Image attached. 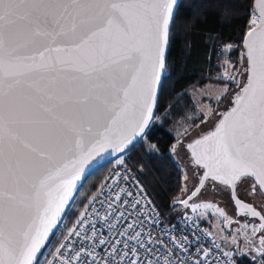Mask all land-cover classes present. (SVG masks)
Here are the masks:
<instances>
[{
  "label": "snow or ice",
  "instance_id": "snow-or-ice-1",
  "mask_svg": "<svg viewBox=\"0 0 264 264\" xmlns=\"http://www.w3.org/2000/svg\"><path fill=\"white\" fill-rule=\"evenodd\" d=\"M185 7L181 0H0V264H236L235 256L264 264V207L258 210L238 192L264 193V0H253L241 44L220 45L217 79L223 83L213 99L227 110L199 105L179 122L168 149L177 161L186 148L192 171L190 177L177 162L183 183L171 207L179 206L195 228L211 216L216 231H200L214 247L200 244L192 259L187 237L171 234L175 225L158 236L145 232V224L162 221L126 154L140 146L145 154L160 155L150 137L174 107L157 114L174 67L168 64L171 44L194 26L178 23ZM233 51H239L235 60ZM210 122L215 126L203 132L201 125ZM109 149L119 154L117 165L124 170L115 180L131 176L138 188L135 197L126 192L129 199L116 193L102 218L110 229L120 228L114 234L123 239L102 232L97 237L95 225L87 234L89 204L77 219L80 230L74 225L68 231L93 243L78 249L61 243L54 260L41 261L84 166ZM224 193L237 216L259 223L229 216L215 199ZM234 223L231 237L223 235ZM165 235L184 255H175L160 238ZM217 235L229 250L215 241ZM241 235L243 246L237 243ZM194 239L199 244L201 237Z\"/></svg>",
  "mask_w": 264,
  "mask_h": 264
},
{
  "label": "trees",
  "instance_id": "trees-1",
  "mask_svg": "<svg viewBox=\"0 0 264 264\" xmlns=\"http://www.w3.org/2000/svg\"><path fill=\"white\" fill-rule=\"evenodd\" d=\"M181 2L186 7L181 10L182 15L178 23L181 21H194V26L190 32H179L168 53V64L174 67L170 69L171 78L167 81L160 97L162 107L157 114H162L164 107L169 104H173L174 107L171 108L169 118L164 122L163 127L154 129V134L150 137V140L157 145L160 155L155 153L145 154L144 149L140 146L126 154V163L132 170L135 179L148 193L167 224L181 216L179 206L173 209L171 205L172 198L180 194L183 183L182 172L177 166V161H174L168 152L170 146L175 142L174 136L168 130L187 109L183 108L186 103L180 104L179 101L184 95H189L191 91L207 81L206 73L209 60L217 59L222 42L241 44V38L246 31L248 12L252 9L253 0H181ZM196 4L210 5V7H193ZM209 37H219V39L212 40ZM187 44L191 45L190 49L186 47ZM238 56L239 51H233L230 54V58L233 60L237 59ZM221 61L222 57L219 58V63ZM213 70L212 68L209 69V71ZM227 106L224 104L223 109ZM141 166H143L142 170ZM104 168L95 171L84 181L65 215L64 224L72 219L78 208L91 193ZM247 190L250 191V187ZM238 192H240L241 199L254 204L258 209L262 207L261 202L256 201L257 197L255 195L246 196L244 191L239 189ZM256 194L259 195L261 200L264 199V195L259 189H257ZM201 198L207 199L208 197L202 196ZM215 199L221 201L220 206L224 207L229 214H235L228 193L217 196ZM252 222L257 224L254 220ZM201 224L206 226L204 221ZM60 235L61 230L59 229L51 237L42 254L44 257L40 259L41 261H45L58 242ZM234 259H236V264H253L248 256H235Z\"/></svg>",
  "mask_w": 264,
  "mask_h": 264
},
{
  "label": "built area",
  "instance_id": "built-area-1",
  "mask_svg": "<svg viewBox=\"0 0 264 264\" xmlns=\"http://www.w3.org/2000/svg\"><path fill=\"white\" fill-rule=\"evenodd\" d=\"M250 11L248 12L247 21L250 18L249 17ZM118 158L119 157L115 158L114 160H112L110 163H108L105 166L101 174V177L99 178L96 186L93 188L91 193L88 195L85 201L78 208V210L76 211L72 219H70L69 222H67L63 227L60 228L61 230L60 238L45 260L55 259V257L52 254L56 252V249L60 246L61 243L71 245L73 248H76V249L82 246L89 247L90 244L93 243V241L84 240L83 235L80 237H77L74 233L70 235L68 231L69 229H73L74 225L76 226V230H80V226L77 224V219L80 217V214L85 211V206L89 204H91V206L87 208V212L90 214L87 216L89 224L84 225V228L88 229L87 234L92 235L90 225H95L97 229V234H96L97 237L102 232L103 235L109 236V239L111 240H115V239L122 240L123 239V237H119L114 234L120 231L121 230L120 228L110 229L109 227H107L106 222L102 219L106 214L108 204L111 202V199H114L116 193H120L121 197L124 199H129V197H127L126 195L127 191H132L133 197H135V194L138 191V188L136 187V185L130 183L132 179L131 176H129L127 180H119V182L115 180L114 178L115 173L124 171L122 168H120L117 165ZM121 189H124L125 191L121 192L120 191ZM114 207L119 208V203L115 204ZM94 209L99 212V217L96 215V212L93 211ZM125 215H127V213ZM160 219L162 221L161 224H157L155 226H149L148 224H145L144 225L145 232L147 233L150 231L154 235L158 236L159 233H161L162 229L169 228L170 226L175 225V229L172 231L171 234L175 235L177 239H179L180 237H187V246L189 247L190 255L192 259H195L197 257L195 249L200 244L204 245V247H214L212 244V239L206 237L200 231V229H208L203 224L200 223L199 228H195L190 222L186 223L182 215L178 216L174 221H172L169 224L165 223L161 215H160ZM122 221H123V218H122ZM122 227H123V223H121V228ZM128 234L131 235L132 232L129 231ZM194 234L195 236L201 237L199 244L194 239ZM65 236H69V239L64 240ZM160 238L164 239L165 244H167L169 248H173L175 255L177 256L184 255L180 252L179 249L174 247L173 242L170 239H168L167 235L160 237ZM93 239L95 240V237ZM106 247H107L106 245L102 246V248L98 249V251H103ZM71 250L72 249H61V252L68 253Z\"/></svg>",
  "mask_w": 264,
  "mask_h": 264
},
{
  "label": "rangeland",
  "instance_id": "rangeland-1",
  "mask_svg": "<svg viewBox=\"0 0 264 264\" xmlns=\"http://www.w3.org/2000/svg\"><path fill=\"white\" fill-rule=\"evenodd\" d=\"M220 49V48H219ZM219 54V53H218ZM219 55L217 56V59L211 61L209 60V66H208V70L206 73V78L207 81H205L204 83H202L201 85H199L196 89H194L193 91H191L189 93V95H184L182 97V99L179 101L180 104L182 103H186V106H184L183 108H187L186 112L184 114H182L177 121L171 126L170 129H172V131H170L172 133L173 136L176 135V130L179 127V122H182V119L185 116H189L192 115L194 112H196L197 107L201 104L203 105H211L213 108H215L216 110H223V106L224 104H220L217 105L213 99V97H215L218 94V90L219 88L222 86V81H219L217 79L218 73L220 71V69L217 67L218 63H219ZM222 62V61H221ZM212 68L213 71H209V69ZM215 78V79H214ZM230 87L232 88V90L236 91V85H230ZM184 110V109H183ZM202 119V117H201ZM196 123H199V120L197 119L195 121ZM214 125V122H210L207 125H201V130L203 132H206L207 130H209L212 126ZM189 141V140H187ZM186 141V142H187ZM177 162L180 163V167H184L186 171H188L189 176L191 177L192 175V171H191V166L189 164V157L187 155V151L186 148L180 149L178 151L177 154ZM105 167V166H104ZM191 187V184L189 185ZM255 197H257L256 201L261 202L262 207H264V199L261 200V198L259 197L258 194L255 195ZM76 198V197H75ZM73 203V202H72ZM255 206V205H254ZM70 209V208H69ZM68 212V211H67ZM228 213V212H227ZM234 213H235V208H234ZM66 215V214H65ZM189 215H192V213L189 210ZM229 216H232L235 220H239L238 217L234 214L231 215L228 213ZM65 218V216H64ZM64 218L61 222V224L58 226V230L63 227L65 224L63 223ZM240 218V223L243 224L245 221V217H239ZM204 222L206 223V226L209 228L210 232H215L216 229L212 227L213 224V218L211 216H209L208 218H206L204 220ZM250 224L253 223L252 220H250L249 222ZM237 227V225L234 223L231 226V229L229 228H225V232L223 233V235L231 237L232 235V229H235ZM57 230V231H58ZM259 235V233L257 234ZM53 236V235H52ZM51 239V238H50ZM215 241L217 243L221 244V248L223 250H229L228 246L225 245V243L220 239V235H217L215 237ZM49 242V241H48ZM48 242L46 243L42 253L44 252ZM237 243L240 246H243L244 243V238L241 235L237 241ZM41 257H39L40 259H42L44 256L40 255ZM250 258V256H248ZM251 259V258H250Z\"/></svg>",
  "mask_w": 264,
  "mask_h": 264
},
{
  "label": "water",
  "instance_id": "water-1",
  "mask_svg": "<svg viewBox=\"0 0 264 264\" xmlns=\"http://www.w3.org/2000/svg\"><path fill=\"white\" fill-rule=\"evenodd\" d=\"M252 4H253V3H252ZM233 92H235V91L233 90ZM221 105H222V104H221ZM226 110H227V108H225V109H223V110H221V111H226ZM221 111H220V110H217V112H221ZM214 126H215V124H214L209 130H207L206 132L210 131ZM188 142H191V141L189 140V141H187L186 143H188ZM186 151H187V155H188V157H189V152H188L187 149H186ZM117 157H119V154H118V153H113L111 149L106 150V151H104V152H100L99 154H94V155H93L92 159H91V160H90V161L84 166L85 171H84L83 175L81 176V179H80L79 181H77V189H76V191H74V193H73V199L70 201L69 206L66 207L65 213H63V214L61 215V220H60L58 226L61 224V222H62V220H63L65 214H66L67 211L69 210V208H70L72 202L74 201L75 197L77 196V194H78V192H79V190H80L82 184L84 183V181H85V180H86V179H87L92 173H94L95 171H97V170L103 168L104 166H106L108 163H110L112 160H114V159L117 158ZM262 194L264 195V193H262ZM231 201H232V200H231ZM248 203H249V202H248ZM232 204H233V202H232ZM233 206H234V204H233ZM234 208H235V206H234ZM258 210H259V209H258ZM235 215H236V208H235ZM236 216H237V215H236ZM237 217H240V216H237ZM241 217H242V216H241ZM245 220H248V221L250 222V220H253V219L250 218V217H245ZM254 221H256L257 224L259 223L258 218H256ZM58 226H57L56 229H54V233L58 230ZM51 237H52V234H50V236H49V240H50ZM49 240H48V241H49ZM48 241H46V243H47ZM45 245H46V244H45ZM43 249H44V248H42V251H43Z\"/></svg>",
  "mask_w": 264,
  "mask_h": 264
},
{
  "label": "flooded vegetation",
  "instance_id": "flooded-vegetation-1",
  "mask_svg": "<svg viewBox=\"0 0 264 264\" xmlns=\"http://www.w3.org/2000/svg\"><path fill=\"white\" fill-rule=\"evenodd\" d=\"M238 219L240 220V218L238 217Z\"/></svg>",
  "mask_w": 264,
  "mask_h": 264
}]
</instances>
